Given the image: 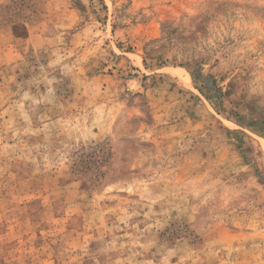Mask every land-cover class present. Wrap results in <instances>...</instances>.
<instances>
[{"label": "rangeland", "instance_id": "1", "mask_svg": "<svg viewBox=\"0 0 264 264\" xmlns=\"http://www.w3.org/2000/svg\"><path fill=\"white\" fill-rule=\"evenodd\" d=\"M0 264H264V0H0Z\"/></svg>", "mask_w": 264, "mask_h": 264}]
</instances>
